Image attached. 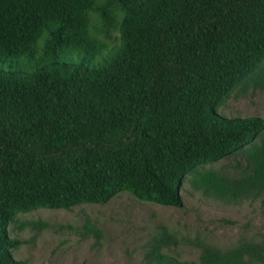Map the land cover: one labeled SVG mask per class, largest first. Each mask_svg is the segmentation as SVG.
I'll list each match as a JSON object with an SVG mask.
<instances>
[{
	"label": "trees",
	"instance_id": "trees-1",
	"mask_svg": "<svg viewBox=\"0 0 264 264\" xmlns=\"http://www.w3.org/2000/svg\"><path fill=\"white\" fill-rule=\"evenodd\" d=\"M23 56L33 71L0 70V264H36L14 256L9 225L38 208L121 192L180 207L189 174L216 199L264 201V117L219 112L259 67L249 84L264 88V0H0V62ZM178 243L165 229L145 255L264 264V240L202 242L198 260L166 252Z\"/></svg>",
	"mask_w": 264,
	"mask_h": 264
},
{
	"label": "rangeland",
	"instance_id": "rangeland-1",
	"mask_svg": "<svg viewBox=\"0 0 264 264\" xmlns=\"http://www.w3.org/2000/svg\"><path fill=\"white\" fill-rule=\"evenodd\" d=\"M119 31L108 40L114 47ZM38 46V51L40 50ZM83 54L60 52V59L85 61ZM264 62L261 64L263 65ZM260 65V66H261ZM37 67L36 59L11 57L0 62V70L28 73ZM260 68V67H259ZM233 89L219 112L226 116L264 117V88L249 84L251 76ZM249 84L246 86L245 84ZM234 158L212 164L232 170ZM189 174L182 186L180 207L141 201L121 192L106 203H85L71 209L38 208L19 213L9 225L11 237L22 243L13 251L18 259L36 264H153L145 255L149 239L167 229L179 240L168 252L180 260H198L202 242L227 249L240 241L264 240V201L261 198L227 202L196 189ZM89 226V227H88Z\"/></svg>",
	"mask_w": 264,
	"mask_h": 264
}]
</instances>
